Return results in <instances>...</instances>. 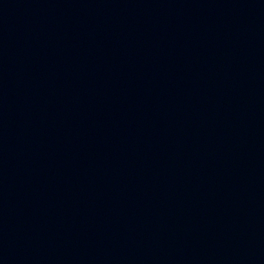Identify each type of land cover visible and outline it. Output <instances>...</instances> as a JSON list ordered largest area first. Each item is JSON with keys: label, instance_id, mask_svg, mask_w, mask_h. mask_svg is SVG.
<instances>
[{"label": "water", "instance_id": "obj_1", "mask_svg": "<svg viewBox=\"0 0 264 264\" xmlns=\"http://www.w3.org/2000/svg\"><path fill=\"white\" fill-rule=\"evenodd\" d=\"M0 264H264V0H0Z\"/></svg>", "mask_w": 264, "mask_h": 264}]
</instances>
